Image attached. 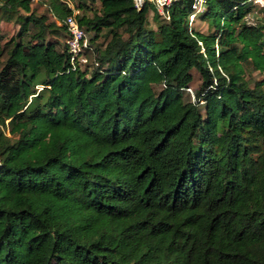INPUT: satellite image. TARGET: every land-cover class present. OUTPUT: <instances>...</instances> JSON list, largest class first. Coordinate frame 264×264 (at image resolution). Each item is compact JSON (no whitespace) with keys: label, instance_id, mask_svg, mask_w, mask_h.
Wrapping results in <instances>:
<instances>
[{"label":"trees","instance_id":"16d2710c","mask_svg":"<svg viewBox=\"0 0 264 264\" xmlns=\"http://www.w3.org/2000/svg\"><path fill=\"white\" fill-rule=\"evenodd\" d=\"M40 1L54 21L0 0L19 25L0 30V264H264L253 0H204L193 22L196 0L167 17L150 2ZM71 5L92 34L85 66L65 43Z\"/></svg>","mask_w":264,"mask_h":264},{"label":"built area","instance_id":"2783aa9c","mask_svg":"<svg viewBox=\"0 0 264 264\" xmlns=\"http://www.w3.org/2000/svg\"><path fill=\"white\" fill-rule=\"evenodd\" d=\"M173 1L174 0H134V4L135 7L140 10L146 2L153 3L157 10L167 17L165 8L169 7ZM253 2L258 7L264 8V0H253ZM203 4L204 0H196L193 7L195 12L190 17L191 22H193L196 13L203 8ZM72 8L74 11L73 14L68 16L63 22L68 31L65 43L68 47L72 66H85L90 63L91 58L93 61L95 60V52L90 45L89 34L81 27L77 20V15H80V11L73 6Z\"/></svg>","mask_w":264,"mask_h":264},{"label":"rangeland","instance_id":"374dc122","mask_svg":"<svg viewBox=\"0 0 264 264\" xmlns=\"http://www.w3.org/2000/svg\"><path fill=\"white\" fill-rule=\"evenodd\" d=\"M32 8L37 15H46L49 18V21H54V17L51 15V12L49 11L47 5H45L44 2L40 0H33ZM259 19H264V8H261V7L256 8L255 13L249 17V21L255 22ZM149 25L153 28L157 27L155 19H154V13L152 11L149 14ZM193 26H195V28L199 30H204V31L207 28L206 23H203L200 21H195L193 23ZM0 30H1V35H2L3 40L7 41L18 33L19 25L13 21H7L5 18H2L0 15ZM91 36L92 34H89V37ZM50 38L52 39L54 37L50 35ZM101 42L102 41L100 40L96 45L98 46L99 44H101ZM92 61L93 59L91 58L89 64H91ZM249 75H251L252 78H259V75L256 72H253ZM197 84L198 83H196V85Z\"/></svg>","mask_w":264,"mask_h":264}]
</instances>
